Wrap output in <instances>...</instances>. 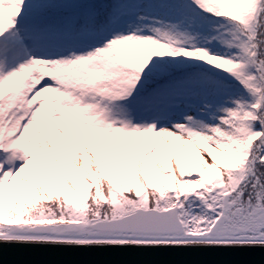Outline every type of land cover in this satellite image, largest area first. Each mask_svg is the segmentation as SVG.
Instances as JSON below:
<instances>
[{
    "label": "snow or ice",
    "instance_id": "6c2138e0",
    "mask_svg": "<svg viewBox=\"0 0 264 264\" xmlns=\"http://www.w3.org/2000/svg\"><path fill=\"white\" fill-rule=\"evenodd\" d=\"M5 245L264 249V0H0Z\"/></svg>",
    "mask_w": 264,
    "mask_h": 264
},
{
    "label": "water",
    "instance_id": "95a60500",
    "mask_svg": "<svg viewBox=\"0 0 264 264\" xmlns=\"http://www.w3.org/2000/svg\"><path fill=\"white\" fill-rule=\"evenodd\" d=\"M143 252H161L169 253V255L189 254L203 260L112 261L106 262V264H227V262L232 261H243L245 264H264V249L259 248L244 250L225 248H115L73 250L64 248H20L6 245L0 246V264H40L43 261L87 258L135 260L147 258L149 254ZM52 264H65V262H52ZM100 264H105V262H100Z\"/></svg>",
    "mask_w": 264,
    "mask_h": 264
}]
</instances>
